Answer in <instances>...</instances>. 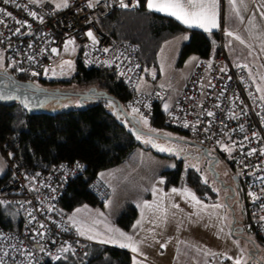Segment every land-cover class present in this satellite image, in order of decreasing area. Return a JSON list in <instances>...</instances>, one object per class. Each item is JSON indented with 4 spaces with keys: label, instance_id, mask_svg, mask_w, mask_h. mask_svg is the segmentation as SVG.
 <instances>
[{
    "label": "built area",
    "instance_id": "1",
    "mask_svg": "<svg viewBox=\"0 0 264 264\" xmlns=\"http://www.w3.org/2000/svg\"><path fill=\"white\" fill-rule=\"evenodd\" d=\"M124 2L129 7H120V0H68V7L59 10L49 3L15 0L5 4L0 0V8L12 14H0L4 21L0 23V54L13 70L43 79L50 72L45 74V69H52L57 60H65L62 57L68 50L76 49V60L84 68L111 71L132 94L128 107L137 108L138 117L143 115L151 122L155 107L167 93L156 85L148 92H138L140 80L147 76L139 47L113 39L101 27V22L111 14L139 7V0ZM89 3L94 6L88 7ZM29 12H36L37 16L33 18ZM17 28L19 33L15 32ZM89 31L97 43L87 36ZM68 40L74 44L65 51ZM219 46L216 55L199 58L165 115V125L188 135L213 157L228 161L245 195L249 231L264 242V103L246 68L230 63L222 35ZM52 48L58 50L57 54L51 52ZM33 72L38 75L33 76ZM209 112L214 115L209 116ZM87 172V165L81 161L41 171L27 166L21 158H10L0 200L13 210L16 218L11 219L12 228L0 224V258L5 264H54L66 255L60 251L62 248L82 254L94 244L80 236L61 211L69 186L85 178ZM87 189L98 206L106 205L112 196L111 188L99 175L90 180ZM5 251L8 256H3ZM206 264L231 262L219 255L210 256Z\"/></svg>",
    "mask_w": 264,
    "mask_h": 264
},
{
    "label": "trees",
    "instance_id": "2",
    "mask_svg": "<svg viewBox=\"0 0 264 264\" xmlns=\"http://www.w3.org/2000/svg\"><path fill=\"white\" fill-rule=\"evenodd\" d=\"M101 27L119 42L136 44L139 47L140 60L147 70L157 65L163 43L180 33L188 32L190 35L189 41L182 47V59L191 54L198 55L199 58H209L213 53V42L207 33L186 28L171 17L147 9L146 0H139L137 9L111 14L101 22ZM212 36L220 42L221 34L214 33ZM11 72L24 81L31 78L16 70ZM61 82L67 86L76 85L74 87L81 92L96 88L99 92L114 97L128 112V102L132 94L107 69H87L78 62L77 72L72 79L52 84ZM89 98L91 100L85 102V108L79 106L78 110L57 115L30 114L18 103L0 101V147L5 145L0 150L9 160L14 157L21 158L27 166L41 171L76 161L87 165L86 177L69 186L61 204L63 212L73 211L84 204L98 206L95 197L87 189L90 180L101 171L120 164L137 146L135 136L126 125L116 119L108 104L97 95H91ZM165 115L159 105L155 107L153 118L149 122L151 128L156 131L154 133L164 134L167 127ZM144 128L150 131L149 127ZM180 174V169L164 173L167 188L180 186ZM6 178L0 177V188ZM187 187L205 201L207 200L204 195L207 193L212 194L211 200L216 196V193L211 191L209 181L202 175L194 176L190 173ZM7 213L6 204L0 203V224L12 228L14 225ZM137 216V210L128 207L119 217L117 224L121 229L129 230ZM71 254L83 260L66 263L65 258H62L54 264H131L132 260L127 251L95 243L87 246L82 254Z\"/></svg>",
    "mask_w": 264,
    "mask_h": 264
},
{
    "label": "rangeland",
    "instance_id": "3",
    "mask_svg": "<svg viewBox=\"0 0 264 264\" xmlns=\"http://www.w3.org/2000/svg\"><path fill=\"white\" fill-rule=\"evenodd\" d=\"M60 2L61 0H38L37 3H49L56 7ZM57 9L61 10L63 8ZM259 17H261V15L256 18ZM235 20L236 17H234L230 29L234 35H239L241 39L244 40V43L241 44L234 37L224 35L226 36L224 38L225 48L230 61H232L234 65L238 67L247 65V67H245L246 70L248 71L249 69L253 71V73L249 75L260 98L264 96V91H257L258 87L264 88V79H262V77H264V28L261 34L255 31L251 32L249 28L242 29L240 24L234 22ZM241 30H243L244 35H248V37L242 36ZM227 31L229 30L227 29L224 33ZM185 37H187L185 33H180L166 41L159 51L157 65L155 67L147 70L142 63L143 71L147 73V76L142 77L137 91L148 92L154 85L164 90L167 95L159 104L164 114L170 111L174 100L180 95L184 84L198 62L195 54H191L185 59L181 58L182 47L189 41L186 42ZM0 57H2V60H0V70H9L11 72L13 70L12 66L7 63L2 54H0ZM62 58L72 61L73 67L71 69L65 67L64 70L61 71L59 65H61L63 61L57 60L52 68L56 70L55 75L50 71L43 79H29L34 80L38 85L42 84L46 86L48 89L58 90L64 87L76 88L74 87L76 85L70 84L67 86L63 82L60 84H52L59 83V81H68L72 79L77 72L78 61L76 60V49L71 48ZM253 63L257 65L252 66ZM73 101L74 103L72 104H74L76 109H79L80 105L78 104V100L74 98ZM165 104L169 105L167 110H165ZM128 112L138 117L137 113L132 112V108H129ZM141 125L145 127L143 122ZM146 127H149L150 131L153 130L149 122ZM163 133L166 137L175 138L179 141H184V143L179 144L175 141H160L155 143V145L170 149V151L161 152L158 147H156V150L144 148V146H148V144L145 143V141L148 140L140 136V138L144 140V146L137 144L119 165L105 169L117 168L113 172H115L114 176L117 180L118 188L111 198L117 196V199L121 201L128 199L129 203H133L136 207L141 208L142 200L144 197L147 198L153 195L152 189L154 186L157 188L159 181L164 179V173L173 172L177 169H180L181 173L179 187L187 186L190 173L194 176L202 175L205 179H213L212 175L206 172L207 169L204 163L190 156V153L193 152V147L189 144L192 143V140L188 135L168 127L165 128ZM0 156L3 160L2 162L7 164L5 159L6 156H4L1 151ZM216 170L219 172V177L226 186L234 187L235 198L229 200V202L234 205L237 219L236 226L245 228L244 232L241 234L236 233L235 236L232 235L234 217L230 208L225 203V197L228 192L221 188L218 189L217 185L211 186V191L216 193V196L213 198L214 200H211L212 194L207 193L204 195L207 201H200V204H196L195 201L191 200L187 195L172 193V195H170V204L163 207L166 223L162 225V228L159 226L158 229H162V231L168 235L171 240L170 245L173 244L174 241L172 240H174L175 237H180L184 239L188 245H193L194 248L196 247L204 250L209 256L218 258L219 255H222L227 258L231 264H235L237 258L241 259L242 264H264V242L257 237L255 232L247 231L249 230V218L246 208V199L242 188L234 180V171L230 167L228 161L223 158H220V161L216 165ZM101 176V178L105 179V175L102 174ZM108 184L114 191L115 184ZM110 203L111 202H109L107 206H109ZM173 205H178V207H173ZM217 205H219V207H216ZM107 206L94 207L84 204L73 211H64L63 213L67 216V223H75L82 231L94 235L100 240H107L113 235V233L107 231L108 228H119L120 231L124 232V229L114 224L111 213H108V215L105 214L104 209ZM77 209H80V211L77 212ZM114 209L119 219L124 210L121 212L118 210V206H115ZM11 210V208H7V212H12L13 210ZM147 226L150 228V225ZM70 256L74 257V259ZM63 258H65L64 261H66V263H70L73 260L80 262L83 260V258L71 254L69 249Z\"/></svg>",
    "mask_w": 264,
    "mask_h": 264
},
{
    "label": "crops",
    "instance_id": "4",
    "mask_svg": "<svg viewBox=\"0 0 264 264\" xmlns=\"http://www.w3.org/2000/svg\"><path fill=\"white\" fill-rule=\"evenodd\" d=\"M218 3H219V9H218L219 27L213 29L210 33L205 32L203 29L189 28L186 25H184L182 23L181 24L184 25L186 28L199 29V30H202L203 32L207 33L213 42V53H212V55H216V53H218V50L220 48L219 42H217V40L212 35L214 33L221 34L224 50H225V53L228 57V54H227V51L225 48V40H224V38L226 37L224 35H226V33H224V31H226L227 29L229 31H231L230 26H231V23L233 22L234 17H236V16L232 13L231 8H230L229 3H228V0H218ZM262 4H264V0H246V8H245L241 5H239V3H238V7H240L241 17L240 18L236 17V20L234 22L240 24L242 29L243 28H249V30L251 32L255 31V32H258L261 34L262 29L264 28V19L261 17H259V18H256V17L261 15V12L264 11V8L261 7ZM153 12L160 14V15L167 16L164 13H160V12H156V11H153ZM168 17H170V16H168ZM171 18H173V17H171ZM173 19H175V18H173ZM249 21H251L252 23H249ZM253 24L255 25V27H253ZM185 34L187 35V39H186V42H187L190 38V35L188 32H186ZM241 35L248 37V35H244L243 30H241ZM196 56H197V59L199 60V56L198 55H196ZM228 59H229V57H228ZM229 61H230V59H229ZM230 63L233 66L238 67V66L234 65L232 63V61H230ZM255 65H257V64L256 63L252 64V66H255ZM252 73H253V71L248 69L247 74H248L251 82H252V79H251L250 75ZM4 156H6V155H4ZM5 159L7 161V164L2 162L3 160L1 159V156H0V166H1L0 171L2 172V174L0 172L1 178H6L8 175L9 158L6 156ZM115 169H117V168L116 167L110 168V169L105 170L104 172H101L99 174L100 177H102L101 176L102 174L105 175V179L102 178L104 181L106 180L108 183H111L112 185L115 184L114 191H113V188H111V186L105 181L108 184V186L111 188L112 195H114V193H116V190L118 188L117 180L115 179V176H114L115 172H113ZM163 177H164V179H163L164 183L163 184L159 183L157 185V189H161L162 192H158L157 196H159L161 194L164 196V200H163V207H164V206H167L168 204H170V201H171L170 195H172V192H171L172 188H167V186H166L167 179L165 176H163ZM108 180H110V181H108ZM173 188H176V189L180 190L181 192H183L184 190H187V191L191 192L192 194H194L195 197L199 201L203 202V199L201 197H199L198 195H196L194 193V191H192L187 186L186 187H173ZM156 198L157 197H154L153 195H151L150 197H147V198L144 197L141 205L145 201L151 203ZM116 199H117V196L114 198H110L109 202H111V203L109 206H107V204H109V202L105 205L107 207L104 209V212L107 215H108V213H111L112 221H114L115 225H118L117 224L118 215H116V211H114L115 206H118V210H120L121 212H122V210L125 211L128 207H133L137 210L138 216L135 219L133 226L129 230H124V233H126L127 235H131L134 238V240L138 242V247L140 249L139 253H133L130 248H121V247H119L118 244H115V243H111V242L101 243V240H105V239L100 240L97 237H95L94 235H90L89 233L82 231V229H80L75 223H68V224L74 226L76 228L77 233L82 237H85L88 239L89 236H94L95 237L94 239H89V240H91L92 242H94L97 245L108 246V247L117 248V249H120L123 251H127L128 253H130V255L132 257L131 264H133V258H135L137 261H139L140 264H206L207 263V260L210 257L207 252H205L202 249H198L196 247L194 248L193 245L192 246L188 245L185 242V240L180 238V237H175V239L172 240V241H174L173 244L170 245L171 240L168 237V235H166L164 233V231H162V229H158L159 226H161V228H162V225L164 223H166V219L164 217L163 212L160 214H157V215L149 213L144 218L143 223L141 225L133 228L134 225H136L137 221L141 220L142 208L136 207L133 203H129L128 199H125V201H121L119 199H117V201H116ZM7 216L11 219L16 218L13 211L8 212ZM158 216L162 217V218H158ZM147 225H150V228ZM116 229H119V228H116ZM81 232H83V235L80 234ZM162 245H163V247H162Z\"/></svg>",
    "mask_w": 264,
    "mask_h": 264
},
{
    "label": "snow or ice",
    "instance_id": "5",
    "mask_svg": "<svg viewBox=\"0 0 264 264\" xmlns=\"http://www.w3.org/2000/svg\"><path fill=\"white\" fill-rule=\"evenodd\" d=\"M3 2L5 4L10 3V2L15 3V0H3ZM29 2L35 4L38 2V0H29ZM95 2H98V0H95ZM228 3H229V6L231 8L232 13L237 18H240L241 13H240V7H238V3H239V5L246 8V0H228ZM93 6H94L93 3L88 4V7H93ZM17 7H19V5H17ZM56 7L57 8L68 7V0H61V2L56 5ZM120 7L127 8V7H129V5L126 4L124 2V0H120ZM146 7H147V9H149L151 11L164 13L167 16L173 17L177 21L186 25L189 28H199V29H203L205 32L210 33L213 29L219 27V24H218V16H219L218 0H146ZM261 7L264 8V4H262ZM0 14H3L4 16H9V17L12 15L10 12H7L3 8H0ZM28 15L35 18L37 16V13L36 12H29ZM261 18H264V11L261 12ZM41 22H42V18H41ZM0 23H4V21L0 20ZM17 23L23 24L25 22L24 21H17ZM249 23H252V22L249 21ZM29 27H30V25H29ZM253 27H255L254 24H253ZM15 32L19 33L20 29L19 28L15 29ZM226 35L229 37H234L241 44L244 43V40L241 39V37L239 35H234V33L232 31H227ZM87 36L90 39H92L94 44L97 43V41H96V39H95V37L91 31L87 32ZM185 39H187V37H185ZM72 44H74V41L68 40L65 43V51H67L69 45H72ZM104 51L107 52L108 49H104ZM51 52L53 54H57L58 50L56 48H52ZM29 59H32V57H29ZM0 60H2V57H0ZM65 67H67L68 69H71L73 67L72 61L65 60V61H63V63L61 65H59V68L61 71H63ZM243 67H247V65H244ZM49 71H51L55 75V71H56L55 69H45V74H47ZM221 71H223V69H221ZM32 75L35 76V75H38V73L33 72ZM262 79H264V77H262ZM257 91H264V88L258 87ZM3 98H4L3 96H0V99H3ZM260 99L264 100V96H261ZM25 106L27 107V105H25ZM164 107H165V110H167L169 105L165 104ZM132 112L138 113L139 110L137 108L133 107ZM208 115L212 116L214 114L209 112ZM140 120L143 122V124L145 126L148 125V120L143 115H140ZM184 126L188 127L187 124H185ZM151 131H154V130H151ZM136 138L140 139V136L137 135ZM151 142H152L151 140L145 141V143H151ZM153 146L158 147L161 152L170 151V149L160 147V146L155 145V144ZM225 150H230V149H225ZM253 151H255V150H253ZM248 155H252V152H249ZM77 167H80V165L78 164ZM159 183L163 184L164 181L160 180ZM158 192H162V190L157 189L154 186L152 189V193H153V196L157 197V198L154 199L151 203L145 201L141 205L142 217H141V220H138L136 225H134V228L141 225L143 223L144 218L149 213L157 215V214L164 212V209H163L164 196L162 194L157 196ZM171 192L172 193H179L181 195H187L191 198V200L195 201L196 204L201 203L195 197L194 194H192L191 192H189L187 190H184L183 192H181L180 190H178L176 188H172ZM0 203H2V202H0ZM173 207H178V205H173ZM216 207H219V205H217ZM79 211H80V209H77V212H79ZM158 218H162V217L158 216ZM43 227H44V225L41 224V228H43ZM107 231L113 233V235L107 240H102L101 243L111 242V243L118 244L119 247H121V248H130L133 253H139L140 252V249L138 247V242L135 241L131 235H127L126 233L120 231L119 229H114V228H108ZM80 234L83 235V232H81ZM41 235H43V234L41 233ZM94 238H95L94 236L88 237V239H94ZM162 247H163V245H162ZM60 251L67 252L68 248H62ZM3 256H8V252L7 251L3 252ZM56 258L58 259L59 257H56ZM0 264H5V261L2 258H0ZM133 264H140V262L137 261L135 258H133ZM235 264H242L241 259L237 258L235 261Z\"/></svg>",
    "mask_w": 264,
    "mask_h": 264
},
{
    "label": "water",
    "instance_id": "6",
    "mask_svg": "<svg viewBox=\"0 0 264 264\" xmlns=\"http://www.w3.org/2000/svg\"><path fill=\"white\" fill-rule=\"evenodd\" d=\"M91 95H97L100 97V99L104 100L111 108L116 119L121 124L126 125L128 130L135 136V138L137 135L142 136V138H145V136L152 137L153 140L151 143H147L148 146H144V140L142 138H140L141 140L136 138L137 144L143 145L144 148L156 150V147L154 148L153 146L155 144L154 138H160L166 141H175L179 144L184 143V141L166 137L164 134L154 133L146 130L141 125L142 122L139 117L129 114L114 97L104 92H99L96 88H91L86 92H81L77 88H62L58 90L48 89L46 87H39L32 81L21 80L9 70H0V96L4 97L3 99H0V101L18 103L25 111L30 114L46 113L50 115H57L71 110H78L75 108L74 104H72L74 103V98H80L78 104L82 108H85V102L91 100L89 98ZM25 105H27V107ZM189 144L193 147V150H199L200 157L203 156L205 159L211 161L207 167V171L212 175L213 182L219 185L218 189L221 188L222 190L229 192L225 197V203L230 208L234 217L232 224V235L235 236L236 233H243L245 228L236 226L237 219L235 216L234 205L230 204L229 202V200L235 198L234 187L226 186L220 179L219 172L215 169L219 158L211 156L205 147L199 146L194 142ZM234 180L236 182L237 178L234 177Z\"/></svg>",
    "mask_w": 264,
    "mask_h": 264
},
{
    "label": "flooded vegetation",
    "instance_id": "7",
    "mask_svg": "<svg viewBox=\"0 0 264 264\" xmlns=\"http://www.w3.org/2000/svg\"><path fill=\"white\" fill-rule=\"evenodd\" d=\"M13 73V72H12ZM25 81H30V80H25ZM32 82H34L35 83V81H32ZM37 86H39V87H46V86H44V85H42V84H37V83H35ZM79 99L80 98H77V100H78V103H79ZM140 136V135H139ZM145 138H146V140H153V138L152 137H147V136H145ZM154 140H155V143H157V142H164V141H166V140H164V139H160V138H154ZM196 152V153H195ZM190 156H192V157H195V158H197V160L199 161V162H202V163H204V165L206 166V169H207V167H208V165L211 163V161H209V160H207V159H205L203 156L202 157H200V152H199V150L198 149H195V150H193V152H191V154H190ZM212 156V155H211ZM199 158V159H198ZM219 161H220V159H219ZM218 161V162H219ZM215 169H216V166H215ZM206 172H208L207 170H206ZM208 181H210L209 182V184L211 185V186H215V185H217L218 187H219V185L218 184H216L215 182H213V179L211 178V179H207ZM229 193V192H228Z\"/></svg>",
    "mask_w": 264,
    "mask_h": 264
}]
</instances>
